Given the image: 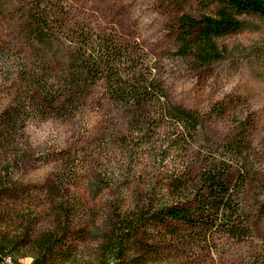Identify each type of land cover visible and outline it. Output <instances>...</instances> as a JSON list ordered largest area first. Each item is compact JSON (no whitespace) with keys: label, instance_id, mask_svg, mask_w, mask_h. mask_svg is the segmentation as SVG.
I'll return each instance as SVG.
<instances>
[{"label":"rangeland","instance_id":"1","mask_svg":"<svg viewBox=\"0 0 264 264\" xmlns=\"http://www.w3.org/2000/svg\"><path fill=\"white\" fill-rule=\"evenodd\" d=\"M23 1L0 0V238H22L18 264H31L30 240L52 227L65 233L67 259L48 256L43 264L92 263L110 219L148 202L170 203L163 189L170 176L216 149L207 138L223 141L238 131L250 144L241 195L251 236L237 242L194 231L185 242L186 231L172 236L171 227L152 224L134 239L130 262L117 264H244L263 249L264 16L242 15L239 31L216 40L220 57L201 66L178 55L176 20L182 13H214L217 0H65L139 42L171 100L203 116L202 132L187 151L161 153L171 124L163 122L165 134L148 143V136L133 142L128 118L104 100L100 83L73 106L18 107L23 76L38 63L17 31Z\"/></svg>","mask_w":264,"mask_h":264},{"label":"trees","instance_id":"2","mask_svg":"<svg viewBox=\"0 0 264 264\" xmlns=\"http://www.w3.org/2000/svg\"><path fill=\"white\" fill-rule=\"evenodd\" d=\"M217 2L214 13H182L177 18L180 57H191L201 66L210 65L221 54L216 40L239 31L242 15L264 16V0ZM17 10L19 36L38 60L37 66L23 76L20 109L73 106L100 83L104 100L128 118L133 142L140 136H148L143 142L148 143L156 134L164 135L163 122L171 124L173 133L166 144H161V153L187 151L197 142L205 123L203 116L171 100L139 42L102 25L91 12L70 8L65 0H24ZM207 141L221 154L212 151L198 155L196 161L184 162L163 186L171 193L170 203L148 202L110 219L97 259L87 264H117L124 259L130 262L127 255L134 239L152 224L171 227L172 236L186 231L181 238L185 242L193 239L194 231L206 238L221 235L237 242L251 236L241 195L250 175L247 136L238 131L223 141ZM60 233L52 227L30 240L35 251L31 264H43L48 256L67 259L63 251L65 233ZM21 239L0 238V262L8 258L18 264ZM22 261L28 263L29 259ZM244 264H264V247Z\"/></svg>","mask_w":264,"mask_h":264}]
</instances>
